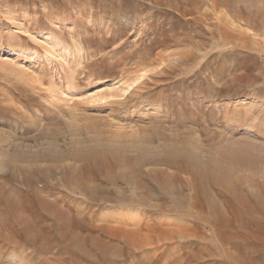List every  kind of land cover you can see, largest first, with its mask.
Here are the masks:
<instances>
[{"label":"rangeland","instance_id":"rangeland-1","mask_svg":"<svg viewBox=\"0 0 264 264\" xmlns=\"http://www.w3.org/2000/svg\"><path fill=\"white\" fill-rule=\"evenodd\" d=\"M11 255L264 264V0H0Z\"/></svg>","mask_w":264,"mask_h":264},{"label":"bare ground","instance_id":"bare-ground-1","mask_svg":"<svg viewBox=\"0 0 264 264\" xmlns=\"http://www.w3.org/2000/svg\"><path fill=\"white\" fill-rule=\"evenodd\" d=\"M13 50H14V48H8V49H6L5 51L9 54V53H12ZM28 52L31 53L32 51H28ZM20 254H21V253H20ZM8 256H9V255H8ZM9 258H10V256H9ZM22 258H23V257H22ZM11 259H12V260H17L16 262H18V261L20 260L19 258L17 259V257H15V255H13V256L11 255ZM6 260H7V259H6ZM12 260H11V261H12ZM14 262H15V261H13V263H14ZM13 263H12V264H13ZM24 263H25V262H24ZM24 263H23V264H24ZM18 264H19V262H18ZM20 264H21V263H20Z\"/></svg>","mask_w":264,"mask_h":264}]
</instances>
